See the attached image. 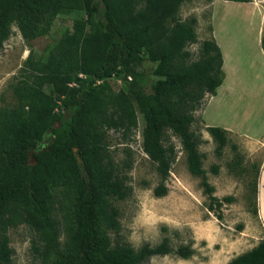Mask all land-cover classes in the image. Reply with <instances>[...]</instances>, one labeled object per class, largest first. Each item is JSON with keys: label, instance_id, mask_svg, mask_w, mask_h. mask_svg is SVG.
I'll list each match as a JSON object with an SVG mask.
<instances>
[{"label": "trees", "instance_id": "trees-1", "mask_svg": "<svg viewBox=\"0 0 264 264\" xmlns=\"http://www.w3.org/2000/svg\"><path fill=\"white\" fill-rule=\"evenodd\" d=\"M190 1L0 0V52L13 26L30 42L46 36L58 16L85 14L46 60L27 57L11 86L14 102L0 108V264H12L7 232L22 224L34 233L30 243L37 264H145L152 257L193 255L190 246L172 249L167 238L137 250L112 244L110 233L120 231L114 203L132 193L126 174L131 162L114 161L106 134L114 130L128 138L138 112L145 121L142 151L159 176L154 195L168 192L176 159L170 133L185 152L188 172L200 177L207 210L222 220L223 205L234 197L214 195L192 126L206 96H215L223 83V57L214 40H204L193 59L188 47L197 43L196 19L179 17ZM260 44L264 50V35ZM145 63L152 64L148 73ZM111 79L125 90L114 91ZM146 80L151 93L142 88ZM205 131L221 155L229 131L217 126ZM218 170L211 167L213 174ZM228 264H264V239Z\"/></svg>", "mask_w": 264, "mask_h": 264}, {"label": "rangeland", "instance_id": "rangeland-1", "mask_svg": "<svg viewBox=\"0 0 264 264\" xmlns=\"http://www.w3.org/2000/svg\"><path fill=\"white\" fill-rule=\"evenodd\" d=\"M179 17L183 21L196 19L197 43L188 47L193 59L197 58L204 40H214L222 53L224 86L215 96H206V105L195 113L192 129L199 137L203 169L215 189L214 195L218 198L232 196L234 201L223 205L222 220L207 210L200 177L188 172L185 152L170 133L167 139L176 148V159L166 180L167 194L156 197L154 189L159 184V176L155 165L142 151L145 121L138 112L137 127L128 138L124 139L114 130L106 134L114 161L117 164L131 162L126 174L132 193L123 201H115L120 231L110 233V237L113 245L129 244L136 250L143 244L156 246L164 238L174 250L180 246H190L193 250L187 260L169 254L152 257L145 264H228L264 239L256 196L258 175L264 163V50L260 44L264 35V0L249 3L193 0L182 4ZM84 20L82 11L60 15L46 36L30 42L12 27L13 34L0 52V108L14 102L11 86L19 81L27 57L46 60L60 39L73 33L74 23ZM90 21L93 29L99 28L95 17ZM256 30L259 41L252 43L249 38L255 36ZM144 68L148 73L152 64L145 63ZM149 82L142 83L145 93H151ZM109 83L114 91L125 90L115 79ZM206 124L229 126V142L221 155L214 151L215 144L205 131ZM213 166L218 167L217 174L212 173ZM262 193L264 195V182ZM7 235L14 251L12 264H37L30 243L34 233L27 225L11 228ZM64 240L61 234V243Z\"/></svg>", "mask_w": 264, "mask_h": 264}, {"label": "crops", "instance_id": "crops-1", "mask_svg": "<svg viewBox=\"0 0 264 264\" xmlns=\"http://www.w3.org/2000/svg\"><path fill=\"white\" fill-rule=\"evenodd\" d=\"M222 70H223V66H222ZM224 72V71H223ZM226 74L224 73V80H223V83L226 79ZM222 83V85L217 89L220 90L221 88H223L224 84ZM227 86L229 87L230 85L227 84ZM214 121V120H212ZM206 126H208L206 124ZM223 129L229 131V126H222ZM263 171H264V163L262 165V167L260 168V171H259V175H258V182H257V193H256V196H257V215H258V219L259 221L261 222V227H262V234H263V238H264V195L262 193V185H263V182H264V175H263Z\"/></svg>", "mask_w": 264, "mask_h": 264}, {"label": "bare ground", "instance_id": "bare-ground-1", "mask_svg": "<svg viewBox=\"0 0 264 264\" xmlns=\"http://www.w3.org/2000/svg\"><path fill=\"white\" fill-rule=\"evenodd\" d=\"M258 38H259V32L256 30V34H255V36L253 35V37L252 36H250V38L249 39H251L253 42L252 43H254V41H256V43H258ZM250 40V41H251Z\"/></svg>", "mask_w": 264, "mask_h": 264}, {"label": "built area", "instance_id": "built-area-1", "mask_svg": "<svg viewBox=\"0 0 264 264\" xmlns=\"http://www.w3.org/2000/svg\"><path fill=\"white\" fill-rule=\"evenodd\" d=\"M81 76V75H80ZM128 80L130 81L131 80V78L130 77H128ZM119 84H121V81L120 80H116Z\"/></svg>", "mask_w": 264, "mask_h": 264}, {"label": "water", "instance_id": "water-1", "mask_svg": "<svg viewBox=\"0 0 264 264\" xmlns=\"http://www.w3.org/2000/svg\"><path fill=\"white\" fill-rule=\"evenodd\" d=\"M76 151H77V149H76V148H74V153H76ZM76 158H77V160L79 161V157H78V156H76Z\"/></svg>", "mask_w": 264, "mask_h": 264}]
</instances>
